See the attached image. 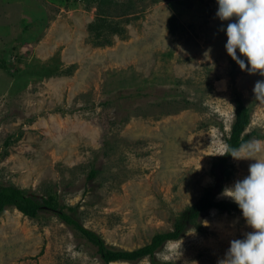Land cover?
<instances>
[{"label":"rangeland","instance_id":"374dc122","mask_svg":"<svg viewBox=\"0 0 264 264\" xmlns=\"http://www.w3.org/2000/svg\"><path fill=\"white\" fill-rule=\"evenodd\" d=\"M217 7L0 0V184L74 207L116 248L174 228L217 182L213 163L227 147L236 94L252 104L246 131L264 135V98L253 92L264 76L227 53ZM253 139L262 150L240 147L244 158L228 161L224 187L264 159V136ZM248 227L242 210L211 208L154 258L109 264H217ZM0 264L106 263L54 211L31 217L9 206L0 213Z\"/></svg>","mask_w":264,"mask_h":264},{"label":"clouds","instance_id":"9594fccd","mask_svg":"<svg viewBox=\"0 0 264 264\" xmlns=\"http://www.w3.org/2000/svg\"><path fill=\"white\" fill-rule=\"evenodd\" d=\"M217 4L216 16L228 21L221 25L227 53L242 70L264 76V0H217ZM253 92L257 99L264 98V79L255 82ZM247 144L250 153L262 150L258 140ZM230 154L244 158L239 148H232ZM219 195L238 204L249 227L243 237L230 240L217 264H264V159H252L248 174L226 185Z\"/></svg>","mask_w":264,"mask_h":264},{"label":"trees","instance_id":"16d2710c","mask_svg":"<svg viewBox=\"0 0 264 264\" xmlns=\"http://www.w3.org/2000/svg\"><path fill=\"white\" fill-rule=\"evenodd\" d=\"M234 100L235 113L230 134L226 138L227 147L224 153L213 163V172L217 177L216 184L208 187L196 202L183 211L182 217L175 223L174 228L155 234L150 242L141 247L123 249L110 246L98 233L86 227L75 215L69 212L70 210L73 211L74 207L60 204L54 200L53 196H39L13 184H0V213L9 206H14L31 217L37 216L41 211L52 210L70 225L78 236L84 237L94 244L106 264L117 260L137 261L145 256L154 258L156 252L168 240L179 238L185 231L188 222L196 219L203 212L211 208H218L221 211L241 210L233 200L217 199L216 196L224 188L228 161L232 157L231 149L240 148L253 137L260 138L264 135L257 129L246 131L251 121L252 104L241 94H236ZM95 174L96 170H92L91 176Z\"/></svg>","mask_w":264,"mask_h":264},{"label":"bare ground","instance_id":"6f19581e","mask_svg":"<svg viewBox=\"0 0 264 264\" xmlns=\"http://www.w3.org/2000/svg\"><path fill=\"white\" fill-rule=\"evenodd\" d=\"M119 262V261H118ZM122 262V261H121Z\"/></svg>","mask_w":264,"mask_h":264}]
</instances>
